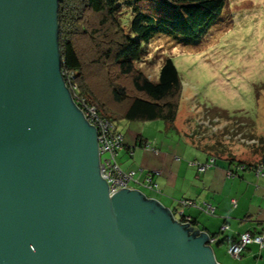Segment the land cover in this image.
I'll use <instances>...</instances> for the list:
<instances>
[{
  "label": "water",
  "instance_id": "95a60500",
  "mask_svg": "<svg viewBox=\"0 0 264 264\" xmlns=\"http://www.w3.org/2000/svg\"><path fill=\"white\" fill-rule=\"evenodd\" d=\"M57 2L0 0V264H220L156 199L108 194L61 76Z\"/></svg>",
  "mask_w": 264,
  "mask_h": 264
},
{
  "label": "rangeland",
  "instance_id": "374dc122",
  "mask_svg": "<svg viewBox=\"0 0 264 264\" xmlns=\"http://www.w3.org/2000/svg\"><path fill=\"white\" fill-rule=\"evenodd\" d=\"M143 2L144 7L155 11L150 1ZM145 47L146 58L135 64L143 74L156 80L164 57H170L178 71L181 91L177 113L173 121L163 122L159 119L157 123L149 125L127 121L118 113L112 92L104 86L105 90H100L101 93L97 94L103 99L96 94L91 96L103 104L102 108L119 129L123 132L128 128L152 130L157 141L163 142L162 149L175 154L174 146L179 144L182 148L187 140L189 127L195 125L193 131L197 130L202 139H218L214 140L218 147L210 152L214 156L218 152L219 156L216 158L234 154L237 159L257 160L256 149L260 146L258 138L264 137V0H224L221 12L198 40L185 41L177 35L158 33ZM114 74L110 73L108 76L100 73L97 79L99 85L100 82L106 84L110 76L117 78L116 75L112 76ZM124 82L127 84L130 81L125 78ZM203 113L205 118L216 117L217 121H210L212 125L219 126L216 133L211 134L206 126L195 129V120ZM231 127L242 131L247 137H254L257 142L247 144L238 141L233 137L235 134L229 140L225 139L223 132L229 131ZM176 153L183 157L180 152ZM139 190L148 194L142 187ZM256 202L255 197L249 209V219L259 217L257 213L260 206ZM212 247L215 255L219 247L214 244ZM258 250V245H254L253 251ZM263 251H258L262 254L260 258H263ZM223 257L235 260L224 253Z\"/></svg>",
  "mask_w": 264,
  "mask_h": 264
},
{
  "label": "trees",
  "instance_id": "16d2710c",
  "mask_svg": "<svg viewBox=\"0 0 264 264\" xmlns=\"http://www.w3.org/2000/svg\"><path fill=\"white\" fill-rule=\"evenodd\" d=\"M143 1L58 0L56 39L59 68L75 74L78 91L102 116L112 119L102 108L103 104L91 94L103 99L97 94L105 90V86L112 92L121 117L173 121L181 80L171 58L164 57L161 61L156 80L143 74L135 64L146 58L145 44L155 34L177 35L185 41L198 40L221 12L224 0H147L155 11L144 7ZM100 73L108 76L115 73L112 76L117 78L110 76L108 84L100 82L99 85ZM125 78L130 82L126 84ZM259 140L260 146L256 149L258 162L253 167L257 164L264 166V137ZM188 221V226L194 230L193 221L190 218ZM224 230L220 227V232ZM246 232L264 234V228ZM209 234L217 240V232ZM237 239L238 236H234L231 243ZM258 248L264 250L259 245Z\"/></svg>",
  "mask_w": 264,
  "mask_h": 264
},
{
  "label": "crops",
  "instance_id": "0c3cea01",
  "mask_svg": "<svg viewBox=\"0 0 264 264\" xmlns=\"http://www.w3.org/2000/svg\"><path fill=\"white\" fill-rule=\"evenodd\" d=\"M159 119L125 120L149 125V123H157ZM194 126L189 127L190 131L186 134L187 140L183 147L180 148L179 144L174 146L175 151L180 152L182 158L176 152L171 154L163 150V142L157 141L152 130L128 128L123 132L120 129L124 143L117 151L116 160L122 170L135 172L136 181L129 182L132 188L139 190L142 187L148 191V194H145L148 198L156 199L164 207L182 211L184 216L193 221L194 230L217 232V240L213 244L219 248L214 256L220 264H264V254L263 258H260L262 254L258 252L262 250L253 251L255 243L248 244L238 258L233 257L235 260L223 257V253L228 255L226 248L234 236L248 230L260 231L264 228V169L261 175L255 174L253 165L258 159L245 161L237 159L234 154L217 159L219 153L216 152L214 156L210 152L218 147L216 142L218 139H202L197 130L193 131ZM142 133L155 138L156 152L144 149L138 142L136 137ZM210 159H213L211 165L199 171L197 163L204 164ZM241 164L245 165L243 169L238 167ZM230 170L235 173L234 176L228 175ZM148 174L156 184L153 188L145 186L144 179ZM255 197L257 206H260V211L257 213L259 217L249 219V209ZM181 199H191L197 204L183 206L179 203ZM231 199L235 200L234 205ZM202 202L213 206L212 214H205L200 210L199 205ZM223 224L227 225V229L220 232Z\"/></svg>",
  "mask_w": 264,
  "mask_h": 264
},
{
  "label": "built area",
  "instance_id": "2783aa9c",
  "mask_svg": "<svg viewBox=\"0 0 264 264\" xmlns=\"http://www.w3.org/2000/svg\"><path fill=\"white\" fill-rule=\"evenodd\" d=\"M61 76L64 80V83L69 90L70 97L76 107L82 112L84 119L93 125L96 134L97 141V150L99 156V173L100 176L104 179L107 184L108 194L112 195L117 190L121 188H132L129 185L130 181H136L135 172L133 170L124 171L120 168L116 155L117 151L122 148L124 143V136L118 125L112 119L102 116L97 111L96 107L91 104L87 97L78 91L77 84L74 81V73L68 70L60 71ZM217 121L216 117L213 116V119L205 118L204 113L199 115L196 120V128H202V126H206L209 129L210 133H216L218 131L219 126L212 125L210 121ZM227 124V123H226ZM224 124V126H226ZM199 126V127H198ZM238 141L245 142L247 144H255L257 140L252 136H245L242 131H238V129L230 128L229 131L223 132V137L229 140L232 135ZM136 139L143 146L144 149L149 151L156 152V144L154 138H148L143 134H139ZM213 159L208 160L204 164L197 163L198 170L202 171L206 166L211 165ZM192 163V162H191ZM240 169H243V165L238 166ZM264 169L263 164H257L254 166V171L256 175H261ZM229 176H234L235 173L230 170L228 171ZM145 186L148 188H153L156 186L155 183L152 182L150 174H148L144 179ZM232 204H235V200L231 199ZM180 205H191L195 206L197 203L191 199H181L179 201ZM199 208L205 214L213 213V206L209 203L202 202L199 205ZM170 209V208H169ZM170 214L173 220L178 221L180 224L189 225L188 217L182 214V211L172 210L170 209ZM227 225L223 224L221 229H226ZM215 241V238L207 233V244L211 245ZM257 243L260 248H264V234L251 235L249 232H242L238 234L237 241L231 243L226 252L228 255L238 258L241 251L250 243Z\"/></svg>",
  "mask_w": 264,
  "mask_h": 264
},
{
  "label": "clouds",
  "instance_id": "9594fccd",
  "mask_svg": "<svg viewBox=\"0 0 264 264\" xmlns=\"http://www.w3.org/2000/svg\"><path fill=\"white\" fill-rule=\"evenodd\" d=\"M122 132V131H121Z\"/></svg>",
  "mask_w": 264,
  "mask_h": 264
}]
</instances>
